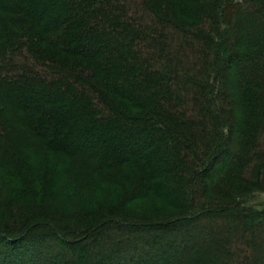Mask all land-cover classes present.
<instances>
[{
  "label": "trees",
  "instance_id": "trees-1",
  "mask_svg": "<svg viewBox=\"0 0 264 264\" xmlns=\"http://www.w3.org/2000/svg\"><path fill=\"white\" fill-rule=\"evenodd\" d=\"M262 184L264 0H0V264H264Z\"/></svg>",
  "mask_w": 264,
  "mask_h": 264
},
{
  "label": "rangeland",
  "instance_id": "rangeland-1",
  "mask_svg": "<svg viewBox=\"0 0 264 264\" xmlns=\"http://www.w3.org/2000/svg\"><path fill=\"white\" fill-rule=\"evenodd\" d=\"M253 191V192H252ZM251 192V194H252V196H250L248 199H247V201H246V199H245V203L248 205V206H252V207H257L258 209H260L262 206H263V204H264V184H262V186L260 187V186H258V188L257 189H255V190H252ZM250 193V192H249ZM237 195H239V194H237ZM241 196V195H240ZM110 198H111V196H110ZM118 197H116V199H117ZM242 198H244V197H242ZM239 199V198H238ZM202 201L200 202V204H199V206H201L202 204H204V205H207V204H209V203H213V202H219V201H222V202H224V201H227L226 199H223V198H220V197H218V196H208V197H202V199H201ZM129 209H131V208H129ZM132 212L133 213H135V214H145V213H149L150 215H153V213H151L150 211H148V209H146L145 207H143V206H138V207H136V208H134V209H132ZM82 223L83 222H81V223H79V227H81L82 226ZM48 240V239H47ZM47 240H45V244L46 245H48L49 244V242L47 241ZM48 243V244H47Z\"/></svg>",
  "mask_w": 264,
  "mask_h": 264
}]
</instances>
